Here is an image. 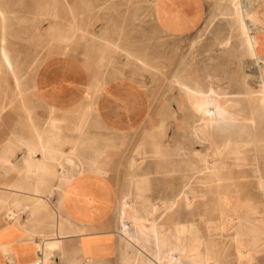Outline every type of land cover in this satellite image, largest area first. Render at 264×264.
<instances>
[{
	"label": "bare ground",
	"instance_id": "obj_1",
	"mask_svg": "<svg viewBox=\"0 0 264 264\" xmlns=\"http://www.w3.org/2000/svg\"><path fill=\"white\" fill-rule=\"evenodd\" d=\"M227 1L231 4V9L223 16L225 19H232V26L229 35L216 44L222 50L228 49L232 45L233 34L237 33L243 48L239 49L241 58H253L251 64L255 67L257 76L255 78L246 70L250 64H244L241 88L237 90H234L233 86H216L217 75L211 72L212 66L210 69L206 67L200 74L182 70L173 76L174 88L182 96L174 99L177 109L168 108L173 118L172 141L162 126L164 122H161V125H155L145 135L152 140L150 149L145 143L136 147L128 164L129 190L123 195L114 223L109 227L123 249L119 256L121 264H222L223 248L217 240L205 236L201 230L202 223H207L210 210L205 207L209 204L218 207L223 226L232 231L231 246L234 248L238 264H252L255 260L254 252L260 248L264 236V211L252 200V194L256 191L255 193L263 196L264 201V20L259 15L260 9L255 10L256 13L250 11V2L260 6L264 4V0ZM7 9L8 1L0 0V71L9 74L16 90L22 93L20 66L14 61L9 47L10 16ZM125 52L129 57L132 54ZM136 59L148 66L144 60ZM225 77L227 78V75ZM217 80L222 81L220 77ZM256 85L259 87L256 88ZM93 86V94L99 95L97 91L100 87L97 82ZM244 103L249 108L247 113L241 109ZM92 110L93 104H90L85 110L72 111L73 115L63 118L64 129L57 125L56 118L45 122L48 127H39L41 122L39 126L31 123L27 134L32 139L34 137L35 142L20 141L15 145L11 141L12 137L10 142H7V139L0 148V168L7 171L18 169L13 164V159L17 149L24 146L26 152L23 158L15 160L20 161L24 173L29 174L28 177L31 176L35 181L34 189H26L30 190L29 195L8 190L7 184L0 185V216L5 221L2 226L11 228L18 225L25 229L29 239L32 243L35 242L37 250L41 252L37 259L40 258L42 264H51L50 258L56 254L55 251L60 252L61 260L65 258L63 244L65 235L69 233L87 236L86 239L97 238V229L71 223L61 213V201L55 205L50 200L55 193L60 197L65 185L73 180L76 174L84 171L105 173L102 166L106 156L105 149L91 148V157L84 162V159L77 156L83 144L67 143L71 145L70 151L64 152L61 145L65 143L59 141L66 131L86 134ZM27 112L31 114L30 111ZM67 113L71 114L69 111ZM93 124L98 122L95 120ZM23 134L24 132L20 133V136ZM252 144L255 154L250 158ZM199 146L201 150H198ZM37 154L40 157H37ZM157 174L178 178L181 184L179 191L163 193L160 187L157 189L154 186L158 181L155 177ZM52 183L55 190L44 189ZM211 183H214L216 189L214 197L209 196ZM24 184L25 181L22 185ZM250 189L251 196L250 192L242 193L243 197L238 195L240 190ZM46 193V197H42V194ZM197 197L202 199L197 203L203 206L200 211L193 207ZM22 214H25V219ZM186 216L189 221H186ZM211 227H208V231ZM262 247L264 248V245ZM5 248L0 246V251L12 264H17L4 252ZM88 263L92 262L88 260Z\"/></svg>",
	"mask_w": 264,
	"mask_h": 264
},
{
	"label": "rangeland",
	"instance_id": "obj_2",
	"mask_svg": "<svg viewBox=\"0 0 264 264\" xmlns=\"http://www.w3.org/2000/svg\"><path fill=\"white\" fill-rule=\"evenodd\" d=\"M5 1L9 3V9H7L8 16H10L8 23L9 47L14 61L20 66L21 88L25 94L16 90L9 74L0 71V148L6 142L8 135L13 132H17L13 135V144L17 145L20 141L22 142L21 139L29 135L27 133L31 123L37 126L41 124L39 126L41 128L48 127L46 123L51 118H56L57 125L62 129L65 128L63 118L70 117L72 114L66 111L53 112L44 107L34 92L35 74L38 68L50 58L61 55L76 57L85 64L92 74L96 75L101 84L116 78H130L138 82L148 95V115L144 124L133 129L134 131L109 132L100 125L93 124L94 121L90 117L86 134H73L66 131L59 138L61 143H65V145H61L63 151H70L71 145L67 143L83 144L77 156L84 159V162L91 157V148L105 149L106 156L102 165L104 175L114 183L118 201L112 223L116 218L117 207L123 195L129 190L127 187L128 164L136 147L145 143L150 149L149 145L152 140L145 135L155 125H161V122H164L162 126L165 133L167 132L169 140L172 141L174 128L171 123L173 118L170 116L168 108L177 109L174 99L182 96L174 88L173 76L182 70L200 74L202 70H206V67L210 69L212 66L211 72L217 75L216 86L221 88L233 86L234 90L241 86L244 64H250L246 70L248 73H252L251 75L255 78L257 76L256 69L251 64L253 58L245 57L244 60L241 58L242 45L237 33L233 34L232 45L228 49L222 50L216 44L229 35L232 26V19H228V17L225 19L223 16L231 9V4L227 0H208V8L202 25L195 33L184 38L165 35L155 26L150 11L156 5L157 0H24V3L23 0ZM263 5L259 6L257 3L250 2V11L256 13L257 9H260V14H258L262 20H264V9L261 8ZM118 10H124L126 14L118 15L116 13ZM125 51L132 53L131 56L129 57ZM136 58L144 60L148 66L141 64ZM210 58L213 60L211 61ZM214 70L218 72H214ZM219 77L223 82L217 80ZM226 85L227 87H225ZM258 87L259 85H256V88ZM229 91L231 90L229 89ZM11 94L14 98L11 97ZM241 109L246 113L249 110L245 103ZM27 111H30L31 114L29 115ZM158 118L160 119L158 120ZM20 121L22 122L19 123ZM37 121L38 123H36ZM22 132H24L22 135L24 137H20ZM254 149L252 144L250 158H253L255 154ZM19 150L21 149L19 148ZM19 150L17 149V151ZM84 150L88 152L84 153ZM198 150H201V146L198 147ZM6 174L7 171L0 168V185L6 184ZM155 177L158 181L154 186L157 189L160 187L161 192L179 191L181 184L178 178L164 177L159 174ZM209 186V196L214 197L216 190L214 183ZM154 190L156 192V189ZM240 191L238 194L240 197H243L242 193L250 192V196L252 194V189ZM255 192L252 194V200L264 211L263 196ZM201 200L198 197L195 199L193 207L196 211L203 209V206L197 204ZM213 205L209 204L205 207L210 212L207 223H202L201 230L205 236L217 240L223 248L222 264H238L234 248L231 246L232 231L230 232L229 228L223 226L218 207ZM22 217L25 219V214H22ZM5 219L9 220V218ZM186 219L189 221L188 216ZM208 227H211L210 231H208ZM114 236L116 237V235ZM116 240L119 251L118 263L121 264L119 256L123 253V249L119 246L117 237ZM226 242L227 245L224 246ZM263 243L264 236L260 248L254 252L255 260L252 264H264Z\"/></svg>",
	"mask_w": 264,
	"mask_h": 264
},
{
	"label": "crops",
	"instance_id": "obj_3",
	"mask_svg": "<svg viewBox=\"0 0 264 264\" xmlns=\"http://www.w3.org/2000/svg\"><path fill=\"white\" fill-rule=\"evenodd\" d=\"M207 8L208 0H157L150 13L155 26L162 33L171 37L184 38L200 28ZM116 13L126 14V11L118 10ZM96 81L101 86L97 91L100 96L93 94V85ZM34 92L44 107L54 111H69L72 115V111H82L93 104L94 110H92L90 119L96 120L103 129L113 133H127V131L138 128L144 124L149 110L148 95L138 82L130 78H116L101 84L96 75L73 56L61 55L45 61L35 74ZM12 137L13 135L9 134L7 142H10ZM35 141V138L32 139L30 135L22 139V142ZM25 150L23 146L20 152L17 151L13 164L18 169L7 170L6 184L8 190L29 195L31 193L29 191L34 189L35 181L31 176L28 177L29 174L24 173L25 170L20 161L15 160L23 158ZM68 151L64 150V152ZM37 157H40L39 154ZM73 178L65 185L60 197L55 193L54 198L52 196L50 200L55 205L61 201V213L71 223L88 229H97L95 234L97 238L86 239L87 236L72 233L65 235L63 244L65 258L61 260L60 252L55 251L56 254L50 258V263L89 264L88 260H90L92 262L90 264H119L117 240L112 229L109 228L118 202L114 183L104 174L92 171H84ZM24 181L25 184L22 185ZM44 189L55 190L54 183ZM46 195L47 193L42 194V197ZM1 217L0 246L6 247L4 252H7L8 257L17 264L34 262L39 257V250L35 242L32 243L29 239L27 231L18 225L11 228L2 226L5 221ZM0 264H12L1 251Z\"/></svg>",
	"mask_w": 264,
	"mask_h": 264
},
{
	"label": "built area",
	"instance_id": "obj_4",
	"mask_svg": "<svg viewBox=\"0 0 264 264\" xmlns=\"http://www.w3.org/2000/svg\"><path fill=\"white\" fill-rule=\"evenodd\" d=\"M40 254H41V252H39V256H41ZM30 264H42V262H41L40 258H38L34 262H32Z\"/></svg>",
	"mask_w": 264,
	"mask_h": 264
}]
</instances>
